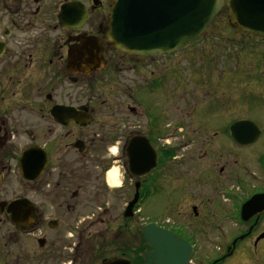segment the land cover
I'll return each mask as SVG.
<instances>
[{"label":"flooded vegetation","instance_id":"flooded-vegetation-1","mask_svg":"<svg viewBox=\"0 0 264 264\" xmlns=\"http://www.w3.org/2000/svg\"><path fill=\"white\" fill-rule=\"evenodd\" d=\"M112 1L0 0V264H86V239L110 237L121 221L132 237L136 229L141 242L120 250L118 258L145 264L152 248L143 230L151 220L134 228L133 222L143 215L149 196L180 191L192 198L185 209L152 221L193 247L187 264H264V129L254 145H239L230 125L252 120L246 105L230 120L217 104H196L195 97L206 99L213 83L203 77L210 72L205 67L184 83L178 54L143 56L115 49L107 39ZM189 81L199 87L188 114L190 127L197 119L205 127L214 117L213 137L227 160L233 154L230 144L240 155L254 154L249 163L255 165L247 162L251 170H233L231 161L224 162L221 186L213 193L182 181L181 175L195 174L191 169L198 164L194 152L182 154L176 143L201 140L207 158L204 144L212 142L208 136L185 137L191 131L185 129L181 107L186 104L180 101ZM167 89L177 90L174 99L166 98ZM171 102L169 113L165 105ZM109 145L118 147V156L105 158ZM112 167L124 172L116 188L106 179ZM18 174L22 184L11 188L9 178ZM137 192L138 204L126 217ZM112 196L123 200L115 209ZM96 198L108 200L98 205ZM254 198L255 205L243 213ZM84 202L96 206L90 214L81 213Z\"/></svg>","mask_w":264,"mask_h":264},{"label":"rangeland","instance_id":"rangeland-1","mask_svg":"<svg viewBox=\"0 0 264 264\" xmlns=\"http://www.w3.org/2000/svg\"><path fill=\"white\" fill-rule=\"evenodd\" d=\"M216 37L222 38L225 43L228 41L229 45L224 46V42L212 40ZM256 38L257 37L255 36H244L240 32H236L234 28L230 27L226 13L223 11L215 19L213 25L203 38V42L196 44L195 47L189 50L181 51L178 54L181 57V64L179 65L182 70L181 72L184 83L188 82V77L190 78V76H193V73L200 74L203 72L204 67L210 72L205 71L203 77H211L210 80H213V83L210 84L211 88L206 90V93H208L206 99L198 100L197 97H195L197 96L196 92L199 91V87L198 85H195L193 81H189L187 87L182 90L180 101L182 106L186 104L184 108L181 107V114L183 115V120L186 122L184 123L185 129L191 131L190 134L186 133L185 137L188 138L192 134H197V138L199 136H208L210 141H212L204 144L207 146L209 152L207 158L202 153L204 149L201 148L203 145L201 140H196L193 145L192 143L189 144L187 142L188 139L176 143L180 147L182 154L190 156L191 151L195 153L198 166L197 169H191L192 171H195V174L188 171L190 174L184 173V175L181 176H184L182 181L185 185L197 186L198 191L201 193L202 191H204V193H213V188L215 186H221L220 182L222 181V178L219 172V167L223 166L224 162L231 161L233 170L234 168H239L240 172L244 169L251 170L249 164H252L253 166L255 165L254 154L246 151L245 153L243 152L244 154H242V156L240 155L239 148L234 144H230L228 148L230 152H233V154L230 155V159L227 160L225 158L222 148L217 146L218 140L213 137L218 128L214 117H212L210 123L206 121L204 122L205 127L201 125L202 120L199 121V119H197V123L192 122V126L190 127V118L188 114L192 108L193 97L196 98L197 105L206 102L217 104L221 109L220 112H223L225 116L228 115L230 120L239 116L238 112L240 107L246 105L244 108L247 107L246 112L249 117H252V120L264 129V40L258 41ZM242 42L246 45V49H244L245 46L242 48L238 45ZM254 45L257 46V51L253 49ZM173 86L175 85L172 83L168 85L167 88ZM176 93L177 90L172 89H167L165 91V94L168 95L166 98L170 97L174 99ZM209 96L211 98H209ZM177 102L173 104L175 108L178 107ZM165 106L169 109V113L174 110L172 102ZM257 107H261L262 110H257ZM208 159H210L208 161L209 165L204 164ZM252 159L254 161L249 163V160L251 161ZM174 178L177 180V176ZM167 180L168 179H166V186L170 187L171 184L170 182L168 183ZM19 183L22 184L21 176L19 174L12 175L9 178V186H11V188L13 187L16 189ZM169 190L170 189L167 188L166 192L168 193ZM188 191L190 194L192 193L190 190ZM183 194L184 193H181V191L177 193L178 196H176V194L168 195L161 192L157 197L155 195L149 196L145 201V210L142 212L143 215H140V217H137L138 219L134 220L133 228L137 225L138 227H141L144 222L148 220H157L158 217H167L170 214L175 216L179 210L183 211L185 206H187L189 204L188 202H191L192 199L189 197L184 198L186 197V194L184 197ZM215 197L219 198L217 194ZM86 198L88 197L86 196ZM176 199H178V201L179 199H183L181 205L176 204L171 207V202L174 204ZM184 199L186 201H184ZM107 200V198H96L94 203L104 205ZM109 201L113 202L112 206L115 209L116 206H120L123 200L122 197L112 196ZM95 207L96 206L93 208ZM93 208L90 207L87 202H84L81 213L90 214V211ZM114 214L118 215V212L115 210ZM125 223L126 221H121L118 225L115 224L111 236L106 239H86V264H99L105 257H120L122 254H116L119 253L120 250H129L131 245L135 247L138 246L141 242V238L135 236L136 229L134 228V234L132 237L128 232V229L130 228L126 226ZM123 224H125V226L121 227ZM71 241L72 239H70V248L73 247ZM116 247L118 248V252H115L114 248ZM26 264L31 263L28 262ZM129 264H131L130 261Z\"/></svg>","mask_w":264,"mask_h":264},{"label":"water","instance_id":"water-1","mask_svg":"<svg viewBox=\"0 0 264 264\" xmlns=\"http://www.w3.org/2000/svg\"><path fill=\"white\" fill-rule=\"evenodd\" d=\"M224 6L234 27L264 37V0H114L107 38L125 53H171L199 39ZM231 132L239 143L247 145L260 135V129L250 121L233 123ZM144 234L154 250L146 264H186L189 251L174 234L153 225H148ZM103 264L129 262L113 259Z\"/></svg>","mask_w":264,"mask_h":264},{"label":"clouds","instance_id":"clouds-1","mask_svg":"<svg viewBox=\"0 0 264 264\" xmlns=\"http://www.w3.org/2000/svg\"><path fill=\"white\" fill-rule=\"evenodd\" d=\"M118 155H119L118 147L109 145L105 158L115 157ZM106 175H107V183L110 186H120L124 179L123 169L118 167H112L111 170L108 171Z\"/></svg>","mask_w":264,"mask_h":264},{"label":"bare ground","instance_id":"bare-ground-1","mask_svg":"<svg viewBox=\"0 0 264 264\" xmlns=\"http://www.w3.org/2000/svg\"><path fill=\"white\" fill-rule=\"evenodd\" d=\"M110 170H111V169H110ZM110 170H109V171H110ZM112 187H117V186H112Z\"/></svg>","mask_w":264,"mask_h":264}]
</instances>
